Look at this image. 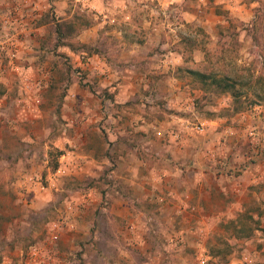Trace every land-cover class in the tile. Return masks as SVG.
Listing matches in <instances>:
<instances>
[{"label":"rangeland","instance_id":"1","mask_svg":"<svg viewBox=\"0 0 264 264\" xmlns=\"http://www.w3.org/2000/svg\"><path fill=\"white\" fill-rule=\"evenodd\" d=\"M0 264H264V0H0Z\"/></svg>","mask_w":264,"mask_h":264},{"label":"trees","instance_id":"2","mask_svg":"<svg viewBox=\"0 0 264 264\" xmlns=\"http://www.w3.org/2000/svg\"><path fill=\"white\" fill-rule=\"evenodd\" d=\"M189 73L192 77L197 79L203 87V90L211 91L214 94H229L233 100L240 98L241 92L236 85L239 83V79L230 76H216L213 73L205 74L199 71L190 70Z\"/></svg>","mask_w":264,"mask_h":264},{"label":"crops","instance_id":"3","mask_svg":"<svg viewBox=\"0 0 264 264\" xmlns=\"http://www.w3.org/2000/svg\"><path fill=\"white\" fill-rule=\"evenodd\" d=\"M171 151V153L173 154L175 151L174 150H170ZM182 157V154H181V152H180V156H179V159ZM180 162H182V160H179V163ZM201 186V185H200Z\"/></svg>","mask_w":264,"mask_h":264}]
</instances>
